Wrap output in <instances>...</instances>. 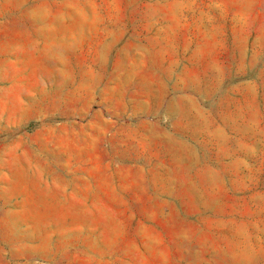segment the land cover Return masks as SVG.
<instances>
[{
  "label": "rangeland",
  "instance_id": "obj_1",
  "mask_svg": "<svg viewBox=\"0 0 264 264\" xmlns=\"http://www.w3.org/2000/svg\"><path fill=\"white\" fill-rule=\"evenodd\" d=\"M0 264H264V0H0Z\"/></svg>",
  "mask_w": 264,
  "mask_h": 264
}]
</instances>
